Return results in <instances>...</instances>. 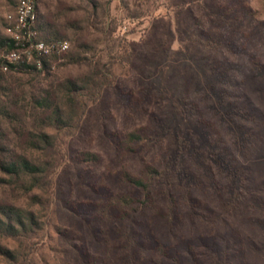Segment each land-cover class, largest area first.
<instances>
[{"label": "rangeland", "instance_id": "obj_1", "mask_svg": "<svg viewBox=\"0 0 264 264\" xmlns=\"http://www.w3.org/2000/svg\"><path fill=\"white\" fill-rule=\"evenodd\" d=\"M37 1L69 52L0 82V145L48 161L38 189L0 186L40 226L0 237L13 261L264 264V0ZM17 2L0 0V37ZM123 54L77 129L47 151L25 144L57 134L38 99L65 110L64 85L97 90Z\"/></svg>", "mask_w": 264, "mask_h": 264}, {"label": "trees", "instance_id": "obj_2", "mask_svg": "<svg viewBox=\"0 0 264 264\" xmlns=\"http://www.w3.org/2000/svg\"><path fill=\"white\" fill-rule=\"evenodd\" d=\"M86 2L92 9L96 10V5L93 0H82ZM37 10H38V1ZM16 7V6H15ZM15 9L13 10L14 13ZM7 26V20L5 19V28ZM47 26V27H46ZM37 31L39 33V38L45 42H57L65 41V36L62 33L55 29L54 26L50 23L41 27L38 24ZM67 42V41H66ZM13 45L10 43V40L5 37H0V51L11 50ZM69 52L63 53L60 57H52L47 62H44V68L41 71H30L24 67H18L17 69L10 70L8 72H3L1 69L0 63V82L2 77L6 73H15V74H34L40 76L43 72H47L50 68L51 63H57L61 61L64 55ZM129 55L123 54L120 58L113 59V62L108 63L103 68V74L105 77V82H103L100 87L92 91L88 86L89 84L78 85L76 83H67L64 85V101H65V110L62 109L57 103L56 100L51 97V95H46L41 99L36 101V108L39 110L40 114H43L47 117V125L54 127L57 130L55 137L50 136L44 131H41L39 134H36L32 137H26L25 144L28 147H31L33 150L47 151L48 149H53L57 147L59 138L69 132L77 129L80 126L82 117L87 108V101L95 102L100 98L101 91L104 87L109 86L112 81L110 79L111 65L115 61L127 60ZM81 55L79 51L72 52L70 59L72 61L81 60ZM119 59V60H117ZM67 109V110H66ZM2 114L3 111H0ZM43 156V155H42ZM51 157L50 155H45ZM44 157V156H43ZM48 161L46 159H32L26 154H21L12 151H6L0 145V173L4 176L0 177V186L6 184L8 181L12 183H22L24 186H27L28 191L33 189H38L42 180L47 177ZM150 176L156 174V171L152 168L148 169ZM8 180V181H7ZM132 184L136 186H144L145 190L149 189V185H143L141 182L130 178ZM40 230L39 223L37 219L31 213L24 214L21 210L0 203V237L3 238H18L21 236L29 235L35 233V231ZM0 256L8 260L10 264H18L13 261L14 255L7 249L3 248L0 245ZM19 264H27L23 261Z\"/></svg>", "mask_w": 264, "mask_h": 264}, {"label": "built area", "instance_id": "obj_3", "mask_svg": "<svg viewBox=\"0 0 264 264\" xmlns=\"http://www.w3.org/2000/svg\"><path fill=\"white\" fill-rule=\"evenodd\" d=\"M6 20L5 34L13 48L0 51L3 72L18 67L41 71L44 62L52 57H60L69 49L66 41L45 42L39 38L36 0H18L14 13L7 15Z\"/></svg>", "mask_w": 264, "mask_h": 264}]
</instances>
